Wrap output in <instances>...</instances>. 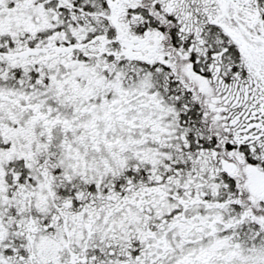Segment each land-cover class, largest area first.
Returning a JSON list of instances; mask_svg holds the SVG:
<instances>
[{
  "label": "snow or ice",
  "instance_id": "1",
  "mask_svg": "<svg viewBox=\"0 0 264 264\" xmlns=\"http://www.w3.org/2000/svg\"><path fill=\"white\" fill-rule=\"evenodd\" d=\"M0 264H264V0H0Z\"/></svg>",
  "mask_w": 264,
  "mask_h": 264
}]
</instances>
